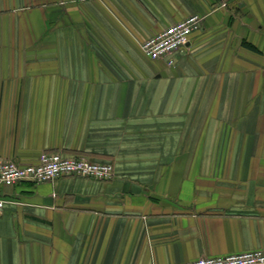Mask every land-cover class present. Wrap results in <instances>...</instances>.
<instances>
[{"label": "crops", "instance_id": "0c3cea01", "mask_svg": "<svg viewBox=\"0 0 264 264\" xmlns=\"http://www.w3.org/2000/svg\"><path fill=\"white\" fill-rule=\"evenodd\" d=\"M204 17L176 64L141 43ZM112 163L2 186L0 264L264 251V0H0V156Z\"/></svg>", "mask_w": 264, "mask_h": 264}, {"label": "built area", "instance_id": "2783aa9c", "mask_svg": "<svg viewBox=\"0 0 264 264\" xmlns=\"http://www.w3.org/2000/svg\"><path fill=\"white\" fill-rule=\"evenodd\" d=\"M203 20L202 15L191 14L147 38L141 43V47L151 59L162 60L168 66H174L175 54L185 50L190 36L202 27ZM67 174L111 180L115 175V168L112 163L56 151H44L37 163L28 165L0 156V189L26 180L43 182ZM4 202L0 197V208ZM179 264H264V251L254 249L224 256H203Z\"/></svg>", "mask_w": 264, "mask_h": 264}]
</instances>
